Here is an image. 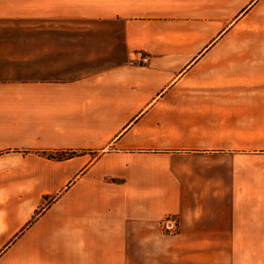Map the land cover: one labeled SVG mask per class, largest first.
I'll return each mask as SVG.
<instances>
[{
	"label": "crops",
	"instance_id": "1",
	"mask_svg": "<svg viewBox=\"0 0 264 264\" xmlns=\"http://www.w3.org/2000/svg\"><path fill=\"white\" fill-rule=\"evenodd\" d=\"M0 264H264V0H0Z\"/></svg>",
	"mask_w": 264,
	"mask_h": 264
},
{
	"label": "built area",
	"instance_id": "2",
	"mask_svg": "<svg viewBox=\"0 0 264 264\" xmlns=\"http://www.w3.org/2000/svg\"><path fill=\"white\" fill-rule=\"evenodd\" d=\"M133 57V58H132ZM136 60L140 65H147L148 64V57L141 54V53H136L134 56H131V61ZM171 217V216H169ZM167 218L168 220L165 222V227L168 230L174 229L177 225L176 219L174 220L173 218Z\"/></svg>",
	"mask_w": 264,
	"mask_h": 264
},
{
	"label": "trees",
	"instance_id": "3",
	"mask_svg": "<svg viewBox=\"0 0 264 264\" xmlns=\"http://www.w3.org/2000/svg\"><path fill=\"white\" fill-rule=\"evenodd\" d=\"M75 154L69 152H54L47 154L46 157L53 160H65L73 157Z\"/></svg>",
	"mask_w": 264,
	"mask_h": 264
},
{
	"label": "rangeland",
	"instance_id": "4",
	"mask_svg": "<svg viewBox=\"0 0 264 264\" xmlns=\"http://www.w3.org/2000/svg\"><path fill=\"white\" fill-rule=\"evenodd\" d=\"M1 34H3V33H1ZM8 34V36L10 37V38H17V35H18V33H16L15 35H14V33H7ZM168 218V217H167ZM165 219L162 223H161V227H162V231L163 232H165V233H167V234H174V233H176L177 231H178V224L176 225V227L174 228V229H171V230H168L166 227H165V222L168 220V219ZM169 218H173L174 220L176 219L174 216H171V217H169Z\"/></svg>",
	"mask_w": 264,
	"mask_h": 264
}]
</instances>
